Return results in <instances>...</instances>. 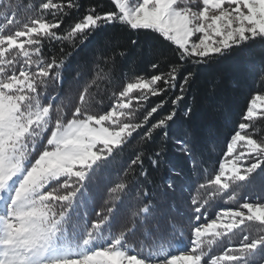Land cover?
<instances>
[{"label": "snow or ice", "instance_id": "1", "mask_svg": "<svg viewBox=\"0 0 264 264\" xmlns=\"http://www.w3.org/2000/svg\"><path fill=\"white\" fill-rule=\"evenodd\" d=\"M112 3L115 10L101 13L89 8L65 34H59L63 18L58 14L65 13V8H79L74 0L67 5L41 0L37 14L26 21L16 18L11 0H0L5 9L0 16L6 21L0 27V264H264V201L245 199L237 208H221L211 219L205 207L224 195L228 201L237 200L241 187L264 174V136L254 138L255 122L264 119V94L252 95L241 120L227 134L226 152L213 175L202 169L205 138L192 125L173 128L176 106L198 75L193 66L211 65L250 41L264 42V0ZM49 14L52 19L47 18ZM116 24L157 34L162 42L175 46L178 59L168 61L166 71L152 63L154 73L128 80L113 94L115 102L101 112L90 110L94 78L67 112L63 102L55 101L63 93L72 57L94 33ZM45 41L67 42L69 50L61 47L57 54L49 47L46 57ZM117 54L127 55L100 43L91 62L99 67L101 62L114 61ZM82 69L77 66L74 78L81 76ZM259 77L264 82V68ZM170 91L175 98L167 114L145 128L164 108L166 101L161 98L137 122L135 113L150 96L164 97ZM216 95L213 85L206 99L227 120ZM180 111L191 120L192 106L185 104ZM134 133L141 141L152 142L151 155L134 153L110 192L115 199L124 192L134 195L135 210L117 232L109 234L114 209L98 211L97 218L85 219L82 230L70 239L72 213L86 203L96 170L123 151ZM169 145L186 167L169 158ZM146 160L149 168H145ZM161 171L157 180L152 174ZM202 171L205 180L197 184L193 195V176L199 178ZM250 223L258 225L255 236L245 232ZM185 224L190 236L183 231ZM138 230L155 239L131 246L128 238ZM234 230L242 233L238 246L218 255L205 250Z\"/></svg>", "mask_w": 264, "mask_h": 264}, {"label": "trees", "instance_id": "2", "mask_svg": "<svg viewBox=\"0 0 264 264\" xmlns=\"http://www.w3.org/2000/svg\"><path fill=\"white\" fill-rule=\"evenodd\" d=\"M12 2L18 10L16 18L26 21L37 14L41 0H12ZM55 2L67 5L69 0H55ZM74 2L79 4L80 7L65 8L66 14H58V16L63 18L61 27L57 30L59 34H65V30L74 26L89 8L95 7L96 11L101 13L115 10L111 0H74ZM47 18L52 19V16L49 14ZM133 40L137 41L135 45L132 44ZM100 43L107 44L110 51L116 53L124 51L127 55L120 56L117 54L114 61L101 62L99 67H97L91 61L93 50ZM44 44L43 51L46 57L50 55L48 52L49 47L57 54L61 47L69 50L67 42L61 44L53 41L49 44V42L45 41ZM174 47L168 42H162L155 33L146 31L135 32L119 24L109 25L102 32L94 33L85 45L81 46L79 52L74 54L65 71L63 93L55 103L60 104L63 102L66 106L65 110L70 112L84 85L95 78V84L89 89L91 96L90 110L93 112L106 110L115 102L113 94H118L128 80L133 79L137 75L148 76L150 73L155 72L151 68L152 63H157L161 71H166L168 61L178 59L175 57ZM78 65L83 66L82 73L79 78H74L75 67ZM193 67L198 72V75L184 101L176 106L178 118L173 128L179 129L192 125L205 138L206 147L202 150V169L206 168L207 175L210 176L218 170V163L226 152L227 134L235 126L236 122L241 120V114L246 109L248 101L252 95L258 92L264 94V82L259 77L260 71L264 68V42L260 40L250 41L247 45L235 48L225 56L216 58L211 65H196ZM213 85L217 92L215 99L224 106L227 120L225 115L218 112L214 106H210L209 101L206 99L208 90ZM176 94H178V91ZM161 98L166 101L164 108L158 110V113L150 118V123L145 125V128L150 127L151 123H154L156 119L171 110L173 107L171 99L175 98V94L170 91L164 97L150 96L148 101L144 102L143 106L135 113L137 122L142 120L143 115L152 106L159 103ZM185 104L193 108L191 120H187L183 116V112L180 111ZM133 107H137L136 101H133ZM255 127L258 131L254 138L259 139L264 136V119H258L255 122ZM209 129L212 130L211 134L208 132ZM152 147L154 145H152L151 141H141L140 136L134 133V138L130 140L123 151L116 153L115 157L106 165L97 169L88 184L86 191L88 208H94L95 214L98 211L103 212L102 207L106 209L112 207L114 209V215L110 216V222L112 218L114 219L110 227L113 232H117L120 229L121 222L126 217L130 218L131 211L135 210L138 202L134 195L124 192L117 202L112 205L107 204V199H109V194H111L110 188L114 186L115 181H118L123 176V169L130 163V158L134 153L143 151L145 156H149L151 155ZM168 152L169 158L174 163L186 167L185 161L172 145L168 146ZM145 168H149L147 160L145 161ZM152 175L159 180V177L163 175V171ZM204 180L205 174L203 171L199 178L195 175L193 176L191 190L193 195L196 194L197 184L203 183ZM262 180H264V174L255 175L246 186L239 189L240 195L235 201H228L227 195L211 199L209 204L205 206L208 218H214L216 212L220 211L221 208L234 209L243 203L245 199L249 202L258 199L260 196L252 192V190L261 184ZM201 195L204 194L201 193ZM90 216L93 219L95 218L93 215ZM117 223L119 224L117 225ZM244 227L242 226V228ZM257 230L258 225L254 227L248 225L245 228V232L252 236L257 235ZM183 231L186 236H190V229L187 224H185ZM240 234L242 235L241 232ZM134 237H137L141 244L143 242L147 244V239L151 241L155 238V236L149 237L144 230H138Z\"/></svg>", "mask_w": 264, "mask_h": 264}, {"label": "rangeland", "instance_id": "3", "mask_svg": "<svg viewBox=\"0 0 264 264\" xmlns=\"http://www.w3.org/2000/svg\"><path fill=\"white\" fill-rule=\"evenodd\" d=\"M112 1V0H111ZM5 3L8 2V0H4ZM11 5H12V10L15 11L16 15H17V8L14 6V3L11 0ZM5 9L3 6H0V12H3ZM29 19V18H28ZM6 23V21L4 20L3 16H0V27H2L4 24ZM77 68V67H75ZM262 183L259 184L257 187H254L252 192L257 193L260 197V199H254L253 201L256 200H261L264 201V180L261 181ZM242 188V187H241ZM240 188V189H241ZM122 193L119 194V197L121 196ZM119 199H115L113 197V194H109V199H107V204H114V202H117ZM250 201V202H253ZM88 203L86 201L85 204H82L80 206H78L75 210V212L72 213V219L69 225V238L71 239L72 236L76 235L79 231L82 230L83 224L85 223V219H87L88 221L90 220H94L97 218L96 214H95V209L94 208H88ZM102 210H106L105 207H102ZM90 215H93L95 218L93 219ZM113 218L111 219V222L109 224V227L106 231V234H109L111 232H113L110 227H111V223L113 222ZM119 223H117L118 225ZM250 226H256L257 224L255 223H250ZM155 238H153L152 240H154ZM242 239V235L240 234V230H234V234H229L226 237H220L217 242L210 248H206L205 250L208 251L210 253V255H218L221 254L227 247L232 246H238L240 240ZM148 243L150 241V239H147ZM151 240V241H152ZM128 243L133 246V247H137L140 243V240L137 237H129L128 238ZM143 244H145L143 242ZM207 259V257H206Z\"/></svg>", "mask_w": 264, "mask_h": 264}]
</instances>
